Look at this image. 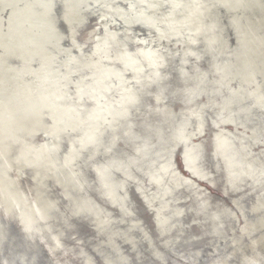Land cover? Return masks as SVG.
Wrapping results in <instances>:
<instances>
[{
  "label": "bare ground",
  "instance_id": "6f19581e",
  "mask_svg": "<svg viewBox=\"0 0 264 264\" xmlns=\"http://www.w3.org/2000/svg\"><path fill=\"white\" fill-rule=\"evenodd\" d=\"M102 1L0 71V264H264V0Z\"/></svg>",
  "mask_w": 264,
  "mask_h": 264
},
{
  "label": "water",
  "instance_id": "95a60500",
  "mask_svg": "<svg viewBox=\"0 0 264 264\" xmlns=\"http://www.w3.org/2000/svg\"><path fill=\"white\" fill-rule=\"evenodd\" d=\"M106 5L108 7L110 6V8H115L108 3ZM107 6H104L102 0H0V71H7V78L12 82H14V79H19L22 81L26 80L27 82L30 81V83H32L37 79L36 74L32 73L36 69H33L31 73L26 74L28 67H26L25 64V58L32 55V57L36 59L39 55H45V52L50 50L49 48L54 50V48L58 47L55 45V40H63V37L58 32L59 29L62 31V26L60 23L58 24V21H69L72 14L79 15L83 12H91L93 9L106 10L108 8ZM179 16L183 17V14H178V17ZM89 18L90 17H88V19ZM90 22L91 21H89V23ZM168 29L170 31L164 32L165 35H171V33H174L173 27L169 26ZM73 35V33L72 35L69 34L68 40H63L62 47L66 54L68 53L67 51L68 46H70V40L72 47L74 46L76 48H80L85 44H91L80 39V45H76L72 42ZM162 38L164 41L166 40L163 35ZM46 39H49L50 42ZM33 40H43L48 42L49 46L44 44L37 52L34 45L30 48L29 42H32ZM169 44L172 45V43ZM74 52L80 51L77 49ZM167 54L173 55V52L166 51L162 57ZM56 58L58 61L54 60L53 66L45 68L47 70L44 74L48 77H50L49 75L55 76L60 74L63 69L65 73L70 67L69 71H73V63L78 62L71 57V54H68L67 56L57 54ZM59 92L60 91H56L55 94L52 95V98L56 100L57 97L60 96ZM19 95L23 96L22 94ZM6 103L9 104V100ZM175 156L177 163H179V154ZM182 169L187 172L186 169ZM15 228L16 227L12 222L3 228L5 235L3 252L13 248L15 243L22 242V248L27 245V242L24 241L22 237L18 238L15 235L17 231ZM20 233L23 232L20 231ZM9 254L6 255V257L8 256L7 260L12 262L10 259L15 258L10 257Z\"/></svg>",
  "mask_w": 264,
  "mask_h": 264
},
{
  "label": "rangeland",
  "instance_id": "374dc122",
  "mask_svg": "<svg viewBox=\"0 0 264 264\" xmlns=\"http://www.w3.org/2000/svg\"><path fill=\"white\" fill-rule=\"evenodd\" d=\"M125 5L128 6V8L132 11V13H135V14H139L140 13V10L136 9V7H133L130 2H125ZM102 18H107V17H102ZM43 136H41V137H43Z\"/></svg>",
  "mask_w": 264,
  "mask_h": 264
}]
</instances>
